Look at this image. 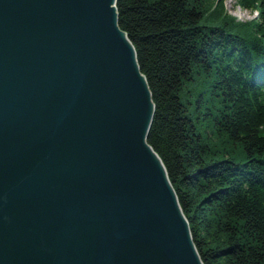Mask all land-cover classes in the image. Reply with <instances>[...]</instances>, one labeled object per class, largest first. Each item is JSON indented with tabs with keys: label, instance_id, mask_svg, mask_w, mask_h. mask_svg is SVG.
<instances>
[{
	"label": "water",
	"instance_id": "obj_1",
	"mask_svg": "<svg viewBox=\"0 0 264 264\" xmlns=\"http://www.w3.org/2000/svg\"><path fill=\"white\" fill-rule=\"evenodd\" d=\"M117 0H0V264H203Z\"/></svg>",
	"mask_w": 264,
	"mask_h": 264
},
{
	"label": "trees",
	"instance_id": "obj_2",
	"mask_svg": "<svg viewBox=\"0 0 264 264\" xmlns=\"http://www.w3.org/2000/svg\"><path fill=\"white\" fill-rule=\"evenodd\" d=\"M250 1L251 32L212 0L116 2L155 105L147 143L203 264H264V0Z\"/></svg>",
	"mask_w": 264,
	"mask_h": 264
},
{
	"label": "rangeland",
	"instance_id": "obj_3",
	"mask_svg": "<svg viewBox=\"0 0 264 264\" xmlns=\"http://www.w3.org/2000/svg\"><path fill=\"white\" fill-rule=\"evenodd\" d=\"M212 2V5L214 4V6L211 14L220 17V19H224V21H222L223 23L225 22V24H223L224 26L232 27L233 25L231 23H238L246 26V29L248 28L247 30L251 32L252 27L256 23L261 22L260 12L257 7L254 6L256 3H253L250 0H212ZM194 89L197 90V87L190 88L191 91ZM208 138L209 141H211V145L219 142V139L214 136L209 135ZM214 152L215 156L218 155V151L215 150ZM230 153L231 156H236L233 151Z\"/></svg>",
	"mask_w": 264,
	"mask_h": 264
},
{
	"label": "bare ground",
	"instance_id": "obj_4",
	"mask_svg": "<svg viewBox=\"0 0 264 264\" xmlns=\"http://www.w3.org/2000/svg\"><path fill=\"white\" fill-rule=\"evenodd\" d=\"M117 2V1H116ZM117 10V9H116Z\"/></svg>",
	"mask_w": 264,
	"mask_h": 264
}]
</instances>
